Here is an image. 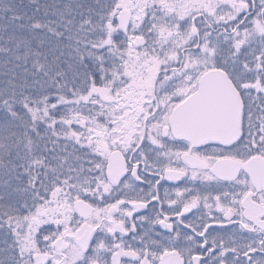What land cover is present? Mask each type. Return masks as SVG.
I'll list each match as a JSON object with an SVG mask.
<instances>
[{"label":"snow or ice","instance_id":"1","mask_svg":"<svg viewBox=\"0 0 264 264\" xmlns=\"http://www.w3.org/2000/svg\"><path fill=\"white\" fill-rule=\"evenodd\" d=\"M0 264H264V0H0Z\"/></svg>","mask_w":264,"mask_h":264}]
</instances>
